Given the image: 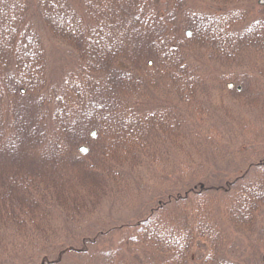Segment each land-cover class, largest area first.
<instances>
[{"label":"trees","instance_id":"1","mask_svg":"<svg viewBox=\"0 0 264 264\" xmlns=\"http://www.w3.org/2000/svg\"><path fill=\"white\" fill-rule=\"evenodd\" d=\"M215 1L226 10L196 11L187 0H0V236L21 229L30 238L24 251L29 264H67L70 258L72 264H105L99 256L105 247L89 249L94 240L87 232L98 240L102 230H93L90 204L112 190L135 188L138 167L160 165L161 150L171 155L162 159L169 169L158 178L169 192L125 222L132 228L126 243L152 247L147 264H186L196 249L204 264H230L216 255L224 247L219 218L224 214L241 229L258 214L264 139L255 148L253 140L235 145L219 131L207 137L195 126L205 115L202 105L192 110L206 81L197 62L212 58L238 68L240 56L252 65L251 59L264 61V19L248 21L247 4L255 0ZM185 28L192 36L183 35ZM45 33L79 53L78 86L63 88L71 95L62 106L56 98L64 90L44 80ZM164 81L171 92L161 95L170 99L157 97L155 108L143 104ZM49 90L56 97L46 96ZM36 102L59 116L56 122L48 116V129L38 123ZM70 103L76 108L72 119L66 115ZM190 123L194 128L186 127ZM183 146L189 154L209 156L180 158ZM191 193L206 194L196 200ZM183 199L191 204L181 207ZM63 228L79 231L78 254H67V239L34 235ZM131 256L118 264H132Z\"/></svg>","mask_w":264,"mask_h":264},{"label":"rangeland","instance_id":"2","mask_svg":"<svg viewBox=\"0 0 264 264\" xmlns=\"http://www.w3.org/2000/svg\"><path fill=\"white\" fill-rule=\"evenodd\" d=\"M187 1L193 10L200 12L203 10L216 12L218 7L221 9L224 8L221 4L218 6L215 0ZM247 6L250 15L248 17L249 22L254 19L257 20L260 17H263L264 19V3L255 0L249 2ZM224 9L226 10V8ZM216 13L219 14V12ZM225 13L227 14V12ZM226 19L230 20L229 16ZM192 31L193 30L190 28H185L183 35L186 34V36H192ZM43 39V49L46 52L48 60L46 76L49 77H45L44 80H49L50 84L56 82V87H60L58 88L59 91H63L64 87H77L78 84L75 82V67L79 58L78 50L61 37L57 38L50 33H45ZM262 59L263 58L258 62L251 59L253 63L255 62V64L252 65V62L247 59V57L240 56L238 57V62H240L241 65H238V68L233 65H221L212 58L206 59L204 57L197 62L198 65L206 69V81L202 84L200 89L201 92H199L198 95L201 102H198V104L193 106L192 110L199 108L197 107L198 105H202L200 107H202L201 110L205 115H203L201 121L195 123V126H200L202 132L208 134L207 137H210L209 135L213 134L217 135L219 131L224 137L225 142L228 141L229 143L239 145L241 142L246 144V141L253 140L254 148L257 144L262 145L263 140L261 139H264V133L263 136L260 135V132L264 131V61H262ZM151 63L152 60L150 61V64ZM234 69L239 75L241 74L239 80L234 79V76L231 74ZM229 83H232V86H229ZM152 87L155 88L154 86ZM159 87H161V89L157 91L155 89V91H153L156 96L153 95L151 97L146 95L148 99L145 101L143 100V104L147 102L151 107L155 108L157 97L163 101L168 98L170 99V97L161 95L167 93L170 94L171 92L170 87L166 86L165 81L164 85ZM150 90L148 89L147 91L150 92ZM67 92L68 91L64 90L61 92L59 99L58 97L56 98V100H59L57 103L60 104V106L63 104H61V100L65 101L70 97V92ZM45 95L56 97L57 92L55 90L54 93H52L49 90L48 92H45ZM26 98L31 99L30 97ZM60 106L58 105V107ZM74 109H76L74 104L70 103L67 109L69 112H67L66 115L69 113V118L71 119L74 117ZM33 111L36 112L34 114L38 118V123L42 124L43 127H46L47 129L49 115L55 117L54 122L59 119L57 114L55 115L52 113L53 110L49 111L47 114L48 111L37 102ZM190 124L191 126L186 124V127L194 128L192 126L193 124ZM167 128L168 127H165L163 130H166ZM163 135L165 137V133H163ZM203 136L205 138L206 135ZM203 136H201L200 139H202ZM158 137L160 138V136ZM156 145H158L157 141ZM230 148H233L232 145H230ZM181 150L176 156L183 159L190 157L192 162L194 160L197 162L200 158H202L201 160L206 159L209 156L208 153L205 155L204 152L201 153V155H198L192 150L189 154L187 153L189 150L185 147L183 149L181 148ZM158 156L163 160H169V158H171V155L169 157L168 153L163 150L160 151ZM198 156H200V158ZM240 158L241 157L238 156L236 159L239 160ZM162 159L160 165L158 164L156 167H154V165L151 167L148 164L138 167V171L135 173L136 183L134 187L136 189L122 188L121 191L112 190L111 194L109 193L99 200L98 205L93 206L90 204V208H93V211L89 215V219L93 230L96 229L95 232L99 231V229L102 230L100 239L98 240L93 238L92 231L87 232L94 240V243L90 242L91 248L89 247V249H91V251L93 250L95 253L105 247L106 251L99 253V256L105 260V264H118L119 260L126 254L132 255V264H147L153 256L152 247L143 246L140 243L132 241V239L129 240V243H126L130 238L132 228L127 227L125 222L130 219H135L138 214L144 215V212L146 211L144 209L149 206L153 199L155 200L159 194L166 195V193L169 192L166 185H161L158 180L160 176H165L161 171H167L165 169H169V167H162L164 164ZM239 161H242V159ZM207 162L209 164V161ZM236 162L237 161L231 166L234 167ZM204 194L206 193L196 195L191 193L189 199H194L196 196V200H201L204 197ZM189 204H191L190 200L183 199L181 207L184 208L185 205ZM177 213L178 212L176 211L175 214ZM223 215L219 218L217 230H221L220 233L223 236L221 241L223 243L224 240V247L222 248L223 250L217 252L216 255L221 254L222 258H227L230 264H264V203L261 204L259 212L255 215L252 222L244 227L241 226V229L237 228L236 225H230L226 220L227 218H225V215ZM54 232L48 229V232L45 234L42 233L41 236H37L36 233L34 235L38 240L45 239L46 241V239H48V241H51L54 238L55 240L53 242L57 239L65 242V239H67L68 242H71L67 248L72 249V251L67 254L73 255V253H79L76 252L74 248V246L77 247L81 245L77 244L82 238L81 235H79V231L74 230L73 232H66V229L63 228L62 230L56 229ZM21 234L23 233L20 229L11 235L9 234L5 237H3V235L0 236V264H29L28 252L26 259V257H24V255H26L24 251L27 249V246L29 247L30 238ZM54 234H56V236ZM221 235L220 237H222ZM65 236H67V238ZM123 237V240L125 241H121ZM124 243L125 245H123ZM222 243H220V245ZM201 252L202 251L196 249L195 252H193L195 253L193 256L195 259H190L186 264H204L202 263V260L198 258V255ZM189 258L191 257L189 256ZM39 262H37V264H39ZM67 264H72L71 258Z\"/></svg>","mask_w":264,"mask_h":264},{"label":"water","instance_id":"3","mask_svg":"<svg viewBox=\"0 0 264 264\" xmlns=\"http://www.w3.org/2000/svg\"><path fill=\"white\" fill-rule=\"evenodd\" d=\"M260 3H264V0H259ZM229 86H232V83H229Z\"/></svg>","mask_w":264,"mask_h":264}]
</instances>
